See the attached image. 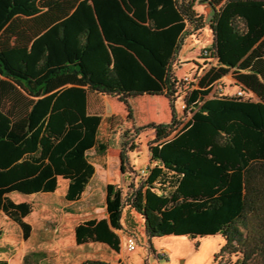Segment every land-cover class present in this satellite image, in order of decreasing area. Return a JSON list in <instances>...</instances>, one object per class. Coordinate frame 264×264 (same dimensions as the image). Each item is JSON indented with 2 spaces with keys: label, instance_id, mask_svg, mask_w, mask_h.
I'll list each match as a JSON object with an SVG mask.
<instances>
[{
  "label": "trees",
  "instance_id": "16d2710c",
  "mask_svg": "<svg viewBox=\"0 0 264 264\" xmlns=\"http://www.w3.org/2000/svg\"><path fill=\"white\" fill-rule=\"evenodd\" d=\"M197 1L0 0V211L24 240L31 227L23 219L33 208L9 195L54 193L61 178L65 200L78 201L94 174L88 152L107 149L98 140L102 114L89 111V93L117 97L130 120V97L170 98L183 39L208 24L212 43L205 49L216 63L185 98L187 122L177 130L172 109L170 123L140 128L154 135L145 178L126 197L107 184L106 218L79 222L75 243L119 253L128 206L141 216L149 242L220 235L224 245L214 264L237 255L235 264H264V0H203L207 23ZM228 75L243 96L210 97Z\"/></svg>",
  "mask_w": 264,
  "mask_h": 264
},
{
  "label": "rangeland",
  "instance_id": "374dc122",
  "mask_svg": "<svg viewBox=\"0 0 264 264\" xmlns=\"http://www.w3.org/2000/svg\"><path fill=\"white\" fill-rule=\"evenodd\" d=\"M195 10L203 14L207 23L208 8L203 0L197 1ZM211 43L212 34L208 24L200 32L184 38L180 51L172 63V71L177 80L176 93L170 98L148 95L130 97L128 105L132 113L131 120L126 118V106L119 102L117 97L91 92L89 95L91 110L105 109L107 114L114 116L112 125L117 121L119 125L108 131L106 128L108 125L103 124L100 127V135L104 136L103 142L107 138L108 150L104 155L93 153L89 155L91 161L99 160L100 164L108 161L111 166L108 177L97 173L90 181L82 199L74 204L65 201L67 182L62 179L58 180V187L54 193H37L27 197L17 193L11 194L10 198L14 201H26L33 205L32 213L25 219L31 227V232L30 237L24 240L20 227L0 211V247L3 246L0 248V257H5L9 264H78L83 259H97L109 263L122 260L123 264H214L215 254L224 245L220 235L195 239L168 235L153 238L149 242L141 216L128 206L122 209V230L118 232L120 237L118 257L116 252L105 245L93 243L76 249L74 242V227L77 223L86 219L106 217L107 180L109 184L119 187L123 197H126L131 188H137L145 178L146 173H143V170L151 166L148 147L154 135L150 129L140 128L150 122L170 123L172 109L175 120L180 123L177 130L187 122L190 114L185 108V98L190 90L196 88L204 68L207 69L216 63L203 52ZM237 90L235 80L228 75L212 86L210 97L212 94L233 96ZM124 143L127 162L123 173L120 171L118 154ZM132 145L135 146L134 150L129 149ZM128 238H133L136 242L135 250L130 252L126 249ZM150 244L154 252L151 251ZM32 252H37L40 256H32ZM27 254L29 257L25 262L23 257ZM237 259L238 255L231 256L230 264H235Z\"/></svg>",
  "mask_w": 264,
  "mask_h": 264
},
{
  "label": "crops",
  "instance_id": "0c3cea01",
  "mask_svg": "<svg viewBox=\"0 0 264 264\" xmlns=\"http://www.w3.org/2000/svg\"><path fill=\"white\" fill-rule=\"evenodd\" d=\"M96 93V92H95ZM91 93H89V95H90ZM96 99V98H95ZM88 109H89V111L90 112H96V111H92L91 110V100H90V97H88ZM101 114H102V124H105V126L106 125H108L106 128H107V130L109 131V130H113V127H112V122H109V124H107V122L105 123V118H107V117H114L113 116V114H107V111L104 109L103 111H101ZM121 120V119H120ZM118 122V121H117ZM150 123H152V122H150ZM156 124V123H155ZM119 125L117 124V125H115L114 126V128H117ZM103 135H100V129H99V132H98V140L99 141H103ZM105 141H107V138H105ZM108 150V146H107V149L105 150V152L104 153H95L93 150H91V151H89L88 152V160H89V162L93 165V167H94V174H93V176L91 177V179L89 180V182H88V184H87V186H86V188H85V190H84V192H83V194H82V196H81V198L78 200V201H73V202H67L66 200V202L67 203H70V204H74V203H77V202H79L81 199H82V197L84 196V194L86 193V190L89 188V183H90V181L92 180V178L97 174V173H100L101 174V176H104V175H106L107 177H108V173H109V169H110V167L111 166H109V164H108V161L107 162H105V163H99V162H101V161H91L90 160V158H89V155L90 154H94V155H104L105 153H106V151ZM109 158H110V156L108 157V160H109ZM118 159H119V154H118ZM119 162H120V159H119ZM59 179H61V178H59ZM65 181V180H64ZM109 181L107 180L106 181V185L107 184H109L108 183ZM106 185H105V187H106ZM67 188V187H66ZM18 194V193H17ZM21 195V194H20ZM34 195V194H33ZM22 196H25V197H27V196H32V195H22ZM9 197H10V195H9ZM13 200V199H12ZM14 201V200H13ZM14 202H16V203H19V202H26V201H14ZM27 203H29V202H27ZM31 204V203H30ZM32 205V204H31ZM32 208H33V205H32ZM30 215V214H29ZM8 218V217H7ZM104 218H106V217H104ZM26 217L23 219L25 222H26ZM99 219H101V218H99ZM87 220V219H86ZM84 221V220H83ZM81 222V221H80ZM14 223V222H13ZM27 223V222H26ZM78 224V223H77ZM76 224V225H77ZM17 225V224H16ZM75 225V226H76ZM18 226V225H17ZM75 228V227H74ZM21 229V228H20ZM22 231V230H21ZM22 237H23V234H22ZM30 237V236H29ZM74 242H75V238H74ZM89 244H93V243H88V244H83V245H77L76 243H75V247H76V249H80L79 247H86L87 245H89ZM95 244H99V243H95ZM100 245H102V244H100ZM3 246H1L0 248H2ZM78 247V248H77ZM32 253H37V252H32ZM28 255V254H27ZM117 257H118V253H117ZM0 259H2V260H6L7 261V259L5 258V257H0ZM23 259H24V257H23ZM85 260H87V259H83L82 261H80L78 264H80V263H82L83 261H85ZM118 260V259H117ZM24 261V260H23ZM118 262H120V263H122V260H118L117 262H115V263H118ZM9 264V263H8Z\"/></svg>",
  "mask_w": 264,
  "mask_h": 264
},
{
  "label": "built area",
  "instance_id": "2783aa9c",
  "mask_svg": "<svg viewBox=\"0 0 264 264\" xmlns=\"http://www.w3.org/2000/svg\"><path fill=\"white\" fill-rule=\"evenodd\" d=\"M204 54L205 55H208L209 57L211 56V53L208 49H204L203 50ZM236 95L237 96H243V91L242 90H237L236 92ZM149 167H146L144 170H143V173H147V170H148ZM136 248V242L133 238H128L127 241H126V249L127 251H133L135 250Z\"/></svg>",
  "mask_w": 264,
  "mask_h": 264
}]
</instances>
